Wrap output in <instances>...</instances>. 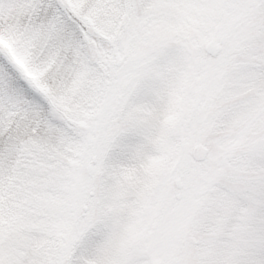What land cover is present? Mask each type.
Returning <instances> with one entry per match:
<instances>
[{"label": "snow or ice", "instance_id": "6c2138e0", "mask_svg": "<svg viewBox=\"0 0 264 264\" xmlns=\"http://www.w3.org/2000/svg\"><path fill=\"white\" fill-rule=\"evenodd\" d=\"M0 264H264V0H0Z\"/></svg>", "mask_w": 264, "mask_h": 264}]
</instances>
